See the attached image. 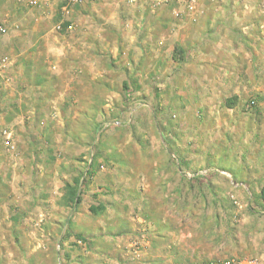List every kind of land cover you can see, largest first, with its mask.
<instances>
[{
  "label": "rangeland",
  "instance_id": "rangeland-1",
  "mask_svg": "<svg viewBox=\"0 0 264 264\" xmlns=\"http://www.w3.org/2000/svg\"><path fill=\"white\" fill-rule=\"evenodd\" d=\"M186 10L0 0V264H264L256 103L232 92L264 42L186 45Z\"/></svg>",
  "mask_w": 264,
  "mask_h": 264
},
{
  "label": "crops",
  "instance_id": "crops-1",
  "mask_svg": "<svg viewBox=\"0 0 264 264\" xmlns=\"http://www.w3.org/2000/svg\"><path fill=\"white\" fill-rule=\"evenodd\" d=\"M140 6L138 5V10L141 9ZM151 12L149 10L148 13ZM160 12L157 11V14ZM184 14L180 26L183 28L182 40L186 36L184 43L186 45L189 42L191 45L202 47L211 43L212 46L217 47V45L220 46L219 39L221 38L224 41V44H222L224 47H220L227 49L229 55L236 58L235 56H240L237 55L235 48L233 49V47H237L238 43L235 41V33L232 29L246 35V38H259V42H264V0H196L194 9L191 11L186 10ZM184 31L186 32L184 33ZM217 38L219 39L216 43ZM197 46L196 49L200 56H204L208 60L215 58L216 52L214 54L206 52L205 49L201 50ZM252 57V55L246 57V60L251 61ZM239 77L246 79L241 83L238 81ZM234 78L236 80L232 84V92L242 93L255 100L256 104L248 107L251 111V117H253L252 126L254 124V129L251 128L249 133L251 135L256 133L257 128L260 127V139L264 148V71L257 72L248 69L245 71V76L238 73Z\"/></svg>",
  "mask_w": 264,
  "mask_h": 264
},
{
  "label": "built area",
  "instance_id": "built-area-1",
  "mask_svg": "<svg viewBox=\"0 0 264 264\" xmlns=\"http://www.w3.org/2000/svg\"><path fill=\"white\" fill-rule=\"evenodd\" d=\"M176 1H179L181 3L183 2L184 7L187 10H189V11H191V10L194 9V5H195V2H196V0H176ZM6 61H7V57H4V58L1 59V62H0V72L2 71V69H3ZM238 264H241V263H238ZM251 264H254V263L251 262Z\"/></svg>",
  "mask_w": 264,
  "mask_h": 264
},
{
  "label": "trees",
  "instance_id": "trees-1",
  "mask_svg": "<svg viewBox=\"0 0 264 264\" xmlns=\"http://www.w3.org/2000/svg\"><path fill=\"white\" fill-rule=\"evenodd\" d=\"M75 196L71 199V206L73 207V205H75L78 202V196L76 194V192L73 193Z\"/></svg>",
  "mask_w": 264,
  "mask_h": 264
}]
</instances>
